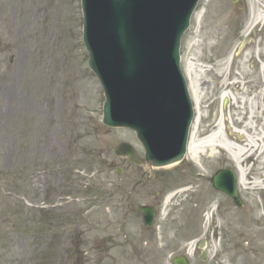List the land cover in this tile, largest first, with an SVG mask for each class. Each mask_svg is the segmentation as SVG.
I'll list each match as a JSON object with an SVG mask.
<instances>
[{"label":"rangeland","instance_id":"rangeland-1","mask_svg":"<svg viewBox=\"0 0 264 264\" xmlns=\"http://www.w3.org/2000/svg\"><path fill=\"white\" fill-rule=\"evenodd\" d=\"M229 2L201 0L183 37V68L196 67L198 141L220 125L229 141L223 94L250 98L253 109L252 98L261 106L264 97V68L250 63L257 42L264 57V31L238 55L249 31L245 17L229 18ZM36 6L46 13L29 44L26 16ZM52 26L55 46L40 37ZM230 56L238 71L228 68ZM88 58L81 0H0V264H171L189 250L190 264H264L258 244L235 237L240 229L211 182L227 151L206 150L197 163L187 155L153 173L117 156L123 142L141 160L144 150L131 129L103 124L104 90ZM159 196L148 230L139 208Z\"/></svg>","mask_w":264,"mask_h":264},{"label":"water","instance_id":"water-1","mask_svg":"<svg viewBox=\"0 0 264 264\" xmlns=\"http://www.w3.org/2000/svg\"><path fill=\"white\" fill-rule=\"evenodd\" d=\"M197 2L82 0L89 66L106 93L104 122L137 131L151 166L180 161L187 150L194 111L179 49ZM117 154L139 162L127 143ZM221 173L214 184L227 190L226 171ZM152 217L153 211L148 213ZM173 263L189 261L182 256Z\"/></svg>","mask_w":264,"mask_h":264},{"label":"flooded vegetation","instance_id":"flooded-vegetation-1","mask_svg":"<svg viewBox=\"0 0 264 264\" xmlns=\"http://www.w3.org/2000/svg\"><path fill=\"white\" fill-rule=\"evenodd\" d=\"M227 8L229 18L234 16L245 17L243 29L249 32L244 35V39L239 43L236 51L238 55L241 52L246 53L252 48V43L256 42L258 33L261 32L260 28L248 29L251 20V7L249 10L245 0H230ZM241 46L244 47L241 48ZM261 48L257 42L254 48L256 54L254 57L257 56V58H252L250 62L254 69L264 67V57H261L260 53ZM232 57L227 59L228 68L238 71L239 62L234 63ZM225 60L226 58H224ZM220 62L222 61L219 60L217 64L220 65ZM243 64L248 66L247 61ZM242 74L244 73L242 72ZM259 84L258 82L255 83L257 86ZM234 91L237 92L236 89ZM252 100L256 103L254 109L250 98H227L225 100L224 103L228 109V127L226 128L229 135L228 143L241 148V151L236 153H233L232 150L228 151L225 166L215 170L213 177L218 170L226 168L229 171L228 177L234 178L240 204L232 195L222 193L226 198L224 209L228 213L230 222L236 225L237 229H240L233 228L236 232L235 237L251 246L258 244L261 249V258L264 259V98H262L261 106L256 98H252ZM141 181L139 180L137 183ZM159 198L160 196L157 197V201L151 203L156 209L160 205ZM220 205L218 204L219 208Z\"/></svg>","mask_w":264,"mask_h":264},{"label":"bare ground","instance_id":"bare-ground-1","mask_svg":"<svg viewBox=\"0 0 264 264\" xmlns=\"http://www.w3.org/2000/svg\"><path fill=\"white\" fill-rule=\"evenodd\" d=\"M250 7H251V20H250V23L248 25V29L250 28V29L255 30L257 28H260V31H264V0H250ZM37 8L38 7L36 6L37 11H35V13L30 11V13L28 12L27 16H26V22L28 24L27 30L30 34V37L28 38L29 44H31L33 42V38H36V40H38V37L35 34V29L38 26H40L41 21L43 20L45 13H46V12H44V13L42 12L43 14H41V12L39 13ZM32 26H35V28L32 29ZM12 28H14V30L11 32L13 34H15V33L17 34L18 30H19V29H17V26H13ZM47 30L48 31L42 32L40 34V37H42V39L46 40V41L52 40V46H55V44L57 43V37H58V33L56 31V28H55V26H52L51 28H49ZM258 47H259V45H258ZM44 65L47 67L48 71L51 69L49 59H45ZM194 69H196V67L193 66V64H189V65H187L186 72L188 73V75L190 77L191 92H192L193 98L195 99V102L197 104V103H199V95H198L199 92H198V89L195 87L194 78L191 77V73H192V71H194ZM12 76H14V74ZM9 87H11V86L9 85ZM223 97L228 98V95L223 94ZM47 114L48 115L45 118H47L51 113L47 112ZM199 119H200V111H199V115L196 118L195 126H196L197 122L199 121ZM220 128H221V125H220ZM220 128H219V131H217L216 133H213L210 136L206 137L203 141L196 140V137H195V129L196 128H194V132L192 134V139H191V142L189 145L188 156L195 163L198 162V158L201 155V153H204L206 150H209L213 154V151H215L217 147H222L224 150H227V151L232 150L233 153H236L237 151H241V148H238L235 145H231L228 143V141L226 140V138L223 135L222 130ZM38 131H37L38 133L41 132V130L39 128H38ZM170 166H173V165H170ZM189 254L192 256L193 251L189 250Z\"/></svg>","mask_w":264,"mask_h":264}]
</instances>
